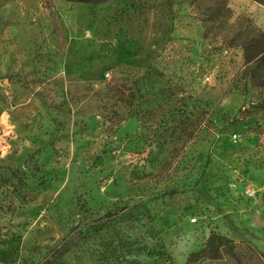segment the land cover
Wrapping results in <instances>:
<instances>
[{"label":"rangeland","instance_id":"rangeland-1","mask_svg":"<svg viewBox=\"0 0 264 264\" xmlns=\"http://www.w3.org/2000/svg\"><path fill=\"white\" fill-rule=\"evenodd\" d=\"M215 1L0 0V264H264V6Z\"/></svg>","mask_w":264,"mask_h":264},{"label":"trees","instance_id":"trees-1","mask_svg":"<svg viewBox=\"0 0 264 264\" xmlns=\"http://www.w3.org/2000/svg\"><path fill=\"white\" fill-rule=\"evenodd\" d=\"M87 2H104L107 0H85ZM264 6V0H252ZM231 10L228 7L227 0H216L212 10H201V19L204 28V38L217 37L220 32L216 31L218 25L223 26L226 19L229 18ZM218 26V27H216ZM246 29L236 34L237 40H242L246 60L247 74L251 83L256 87H264V30L256 36L245 35ZM225 256L238 258L235 244L232 240L216 233H211L204 247L191 252L187 258L186 264H200L203 261H219ZM56 261H59L56 260ZM61 264V262H57Z\"/></svg>","mask_w":264,"mask_h":264},{"label":"built area","instance_id":"built-area-1","mask_svg":"<svg viewBox=\"0 0 264 264\" xmlns=\"http://www.w3.org/2000/svg\"><path fill=\"white\" fill-rule=\"evenodd\" d=\"M247 194L249 196H255L256 192L253 189H248ZM193 221H196V219H194Z\"/></svg>","mask_w":264,"mask_h":264}]
</instances>
